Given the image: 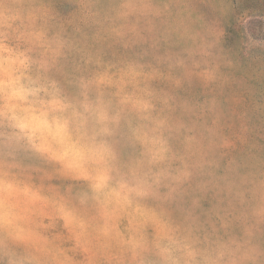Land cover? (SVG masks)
Returning a JSON list of instances; mask_svg holds the SVG:
<instances>
[{
	"label": "clouds",
	"instance_id": "9594fccd",
	"mask_svg": "<svg viewBox=\"0 0 264 264\" xmlns=\"http://www.w3.org/2000/svg\"><path fill=\"white\" fill-rule=\"evenodd\" d=\"M0 264H264V0H0Z\"/></svg>",
	"mask_w": 264,
	"mask_h": 264
}]
</instances>
